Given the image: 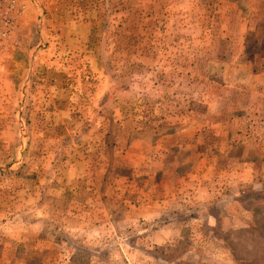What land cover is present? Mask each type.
Returning <instances> with one entry per match:
<instances>
[{
	"label": "rangeland",
	"instance_id": "rangeland-1",
	"mask_svg": "<svg viewBox=\"0 0 264 264\" xmlns=\"http://www.w3.org/2000/svg\"><path fill=\"white\" fill-rule=\"evenodd\" d=\"M20 1L0 57V264H264V0ZM155 156L171 170L148 184L167 198L185 177L187 209L116 227L139 193L112 174ZM107 170L103 197L82 178Z\"/></svg>",
	"mask_w": 264,
	"mask_h": 264
},
{
	"label": "crops",
	"instance_id": "crops-1",
	"mask_svg": "<svg viewBox=\"0 0 264 264\" xmlns=\"http://www.w3.org/2000/svg\"><path fill=\"white\" fill-rule=\"evenodd\" d=\"M263 69H264V58H263ZM261 97H262V100H263V108H262L263 112H262V115H263V138H264V73H263V94H261ZM216 100L218 101V99H216ZM239 107H241V106H239ZM239 111H244V108H242V109L239 108ZM162 142H163V145L161 144ZM263 144H264V140H263ZM165 146H166L165 137H164V140H162L160 138L157 139L155 137V139H153L151 141V143H150L148 148L152 149V152H157L159 149H161V148H163ZM181 146H182V143H180L179 146H176V147H181ZM263 148H264V145H263ZM148 153H151L150 150H149ZM162 153H163V156L165 157L164 154H166V152H162ZM155 155H156V153H155ZM164 157H156L155 156L154 158H152L153 162H152L151 165L153 167H155V168L151 167V169H149L150 168L149 167L148 171L142 172L141 168H138V169L134 168L133 174H131V178L130 177L117 176V175H115V173L112 174L113 176H116L115 179H114L115 182L113 183V184H115V186L117 185L116 184V180H118V179H119L118 181H120V180L121 181H130V182H132L134 188L137 189L135 191H137V193H139V196L137 197L138 199H137L136 203L134 205H132L130 208H126V207H123V206H118V203L115 205V206H118V207H123V210H124L123 211L122 220L114 219L116 227H118L119 223L125 222V221H127L129 219H134V217L136 215L139 217V214L141 215V217L145 221V223L150 225V224L154 223L155 220H159L163 214L167 213V211H170V209L172 208L171 205H176L175 207L178 206V207H182L184 209H187V205L188 204L184 205V203H186V201L184 199H185V197H187V195H186V192H184L183 189H182V186H183L182 182H184V181H179L180 179H184L185 180L186 179L185 177H179L178 178V180H177L178 181L177 188H179V190L175 191V192H172V193H169V195L167 196L169 201L167 200V198L165 197L164 194H163V196H160L161 198H157L156 194H155L156 188L158 190L163 189L165 191L166 188H168V184L166 185V183H161V184L158 183L156 186H153V187H151L148 184V183H151V182H157L159 174L162 175V177L160 178L161 182H166L165 178L167 179V175L169 176V172H170L169 170H171V169L169 168L170 166H168V163H166V158H164ZM202 162H203V160H202ZM201 173H202V175H204L203 170H202ZM196 174H198V172H196ZM92 175L93 174H89L88 176L84 177V179L82 178V180H87V182H93V180L99 181L100 184H101V186H100L101 190L105 187V191L101 195L103 197H107V195H108L107 189H108V186L110 184L109 180H113V179H110L111 173L108 175V170H107L106 172L100 173L97 178H95L94 175L93 176ZM80 180H81L80 177L77 178V181H80ZM197 181L198 182H201V181L203 182L204 179H200L199 177H197ZM144 182H146L145 185H143ZM135 191L133 193H135ZM85 193L88 195L86 189H84V196L86 197ZM81 195L83 196V194H81ZM162 198H164V199H162ZM104 200L108 201L106 198H104ZM85 201L87 202L86 199H85ZM141 201L143 203H140ZM145 201H147V202L144 203ZM166 202H169V205H167ZM172 202H175V204H173ZM182 203H183L184 206L181 205ZM137 205H139V206L136 207ZM162 205H164L163 209L161 208ZM106 206H108V204L107 205H101L100 207H102L103 211L106 212L107 211L106 210ZM83 207H84V212H86L88 204L85 203L83 205ZM114 211H115V208H114ZM93 212H96V209H94ZM69 214H74V213L71 211V212H69ZM100 223H99V225L93 224V226L90 227V230H96L97 228L98 229H100V228L103 229L104 228L103 225H105V224L102 225V223L101 224ZM48 224H49V222L45 221L43 223V225H42L43 228L41 227L42 230H40L41 235H39V236H42V238L44 239L43 241L47 240L48 237H52V236H50L48 234V232H44L45 229L47 230V225ZM52 226H53V231L54 232L55 231L57 232V230H59V228H58L59 225L58 224H55V223L52 222ZM38 227L40 228V226H38ZM168 227H170V226L169 225L168 226H160L155 231H157V234H161ZM51 233L53 234V232H51ZM98 233H100V231ZM155 234L153 233V235H155ZM43 235L47 236V237L45 238V237H43ZM139 236H140V238H139L140 241H143V243L146 242V241H149L150 235L144 233L142 236H141V234ZM143 236H145V237H143ZM46 242H48V241H46ZM46 242H44L43 244H45ZM167 243H168V240H165V239L163 241H161V242L155 240V244H158V245H166ZM100 244L102 246H105V244H108V243H104V241L102 243L100 241ZM113 245H114V243H113Z\"/></svg>",
	"mask_w": 264,
	"mask_h": 264
},
{
	"label": "built area",
	"instance_id": "built-area-1",
	"mask_svg": "<svg viewBox=\"0 0 264 264\" xmlns=\"http://www.w3.org/2000/svg\"><path fill=\"white\" fill-rule=\"evenodd\" d=\"M26 6L20 0H0V57L9 51L12 36L24 21Z\"/></svg>",
	"mask_w": 264,
	"mask_h": 264
}]
</instances>
